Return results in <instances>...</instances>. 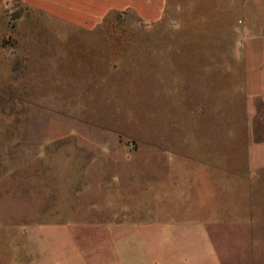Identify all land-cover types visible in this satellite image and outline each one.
I'll return each instance as SVG.
<instances>
[{
  "label": "rangeland",
  "instance_id": "374dc122",
  "mask_svg": "<svg viewBox=\"0 0 264 264\" xmlns=\"http://www.w3.org/2000/svg\"><path fill=\"white\" fill-rule=\"evenodd\" d=\"M203 2L174 0L153 23L110 12L83 29L0 0V234L21 257L24 225H70L33 236L38 256L22 264L51 263L59 242L82 246L76 232L96 230L79 224L126 199L143 200L135 221L154 220V183L172 185L159 167L188 140L245 153L247 173L219 188L223 218L210 235L218 264H264V0H217L212 24Z\"/></svg>",
  "mask_w": 264,
  "mask_h": 264
},
{
  "label": "crops",
  "instance_id": "0c3cea01",
  "mask_svg": "<svg viewBox=\"0 0 264 264\" xmlns=\"http://www.w3.org/2000/svg\"><path fill=\"white\" fill-rule=\"evenodd\" d=\"M21 1L24 8L36 14L52 16L83 29L91 28L110 12L131 11L144 22H157L164 13L168 14V9L174 3V0ZM203 7L201 18L207 24H212L211 17L218 16L217 0H204ZM253 23L254 21H250L246 28L251 30ZM190 29L196 30V27L191 26ZM259 95L264 101V95ZM244 133L247 137L245 150L247 142L252 145L250 147L249 144L252 151L257 149L260 143L254 140L253 129L250 135ZM230 137L233 138L232 132ZM189 141H186L187 144L182 152L168 151L165 157L168 160L164 162L163 167H159L162 171H169V181L172 185L165 184L160 179L154 183L152 188L154 196L148 211L154 220L141 224L135 221L138 216L143 218V200L126 199L121 203L120 208L110 210V218L98 219V222L87 220L84 222L86 224H79L80 227L95 228L96 232L92 234L76 232L74 236L76 239L80 237L82 246L75 249L63 248L59 242L51 256V263L46 264H202L203 261L206 262V258L211 259V264H218V240L212 238L210 234L218 237V220L223 218V213H220L219 209L223 206V200L218 194L219 188L230 186L232 179L237 178L240 172L243 175L247 173L248 168L243 162L242 168L239 167V158H244L245 153L242 156L239 152L222 153L218 150L217 154H212L203 142H193L190 145ZM175 159L177 163L174 162ZM254 168L250 170L253 171ZM178 187H187V190L178 191ZM164 188L166 190H163ZM178 192H184L185 197L190 195L183 200L185 197H180ZM141 198L143 199V196ZM109 201L106 200L104 205L109 206L112 203ZM224 205L228 209L231 204L224 202ZM61 221L62 223L55 221L53 224L39 222L37 225H24L21 233L29 235L28 238L27 236L24 238L26 239L24 247L27 249L21 257L20 254L15 253L14 237L10 239L0 234V244L3 249L0 264H22V261L27 263L31 260L32 253L38 256L35 251H30L31 245L34 248L33 236L44 234L43 230L47 228L55 230L63 225L70 228L68 222ZM76 226L78 227V223ZM8 229H12L14 236L16 231L13 222ZM143 229H149V233L141 234ZM67 234L73 233L68 230Z\"/></svg>",
  "mask_w": 264,
  "mask_h": 264
}]
</instances>
